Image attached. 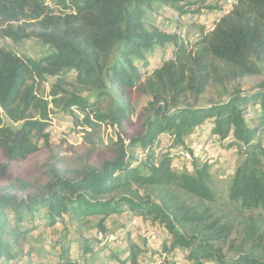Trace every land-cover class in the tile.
<instances>
[{
  "label": "trees",
  "instance_id": "obj_1",
  "mask_svg": "<svg viewBox=\"0 0 264 264\" xmlns=\"http://www.w3.org/2000/svg\"><path fill=\"white\" fill-rule=\"evenodd\" d=\"M161 2L82 0L70 6V13L56 15L32 0H0V38L37 39L57 52L42 67L0 49V152L6 160L0 164V176L7 185L0 188V264L15 258L11 242L17 232L12 235L10 231L8 211L18 223L26 218L37 220L44 212L52 226L66 215L76 220L100 217L98 226L104 229L106 220L124 208L163 226L174 246L188 251L193 264H264V219L245 217L242 211L233 217L229 211L206 203L195 190L205 189L204 183L209 182L204 167L194 170V178L180 183L169 178L165 166L152 168L149 176L131 174L122 182L117 174L128 164L120 139L113 157L100 158L96 165L81 158L75 169H63L64 162L58 160L42 188H30L19 178L11 181L8 174L12 164L41 149L40 141L49 144L50 104L63 109L73 106L62 90L60 75L86 58L104 78L93 77L84 90L104 96L108 87L122 106L114 114H93V119L87 117L78 125L95 134L107 120L123 134L135 115L134 97L148 96L157 106L156 117L142 125L141 133L129 140L131 145H161L165 133L181 140L205 122H211L212 135L219 140L231 131L243 140L244 160L231 181L229 200L241 210H264V151L259 141L255 143L258 130L249 129L246 119L252 101L259 100L264 107V93L237 96L229 103L208 107L186 105L169 116L162 107L190 98L196 101L210 85L223 88L248 77H264V0H238L214 32L200 35L194 51L176 45L174 60L164 62L149 76L148 67L142 71L140 65L155 45L162 47L167 39L152 21L164 6ZM16 24L21 34L11 30ZM45 72L57 78L51 101L41 97V87L35 81ZM260 87L264 89V80ZM169 165L171 168L170 157ZM29 189L32 194L19 197Z\"/></svg>",
  "mask_w": 264,
  "mask_h": 264
},
{
  "label": "rangeland",
  "instance_id": "obj_2",
  "mask_svg": "<svg viewBox=\"0 0 264 264\" xmlns=\"http://www.w3.org/2000/svg\"><path fill=\"white\" fill-rule=\"evenodd\" d=\"M32 1L42 4L49 12L59 15L70 13V6L82 0ZM237 2L238 0H162L161 4L164 6L158 10L162 11L157 16H153L152 21L157 22L160 32H164L167 39L162 47L155 45L156 49L153 48L147 53V59L140 65L142 71H145L147 67L149 70L151 65L170 58L169 56L175 53V46L178 44H182L190 51L196 48L200 35L207 25L195 22V24H189L184 19L176 20V16L180 15L179 18H181L188 12L195 16V14L206 11V18H201V22L207 19L205 24H208L211 19L217 17L218 11L227 14ZM10 27L13 32L21 34L18 31V24ZM2 28L9 29L7 26ZM0 49H7L28 60L33 66L42 65V67L47 66L49 57L57 54L56 50L42 45L37 39L0 38ZM134 62L137 63V61ZM60 76L64 79L62 90L67 93L73 106L63 109L55 108L50 104L49 108L52 113L47 130L49 144L45 145L40 141L41 149L36 154L12 164L8 171L11 181L19 178L31 186L30 188L33 186L42 188L48 183L49 172L52 167L56 166L58 160L64 162L61 165L63 169L66 167L75 169L76 163L81 158L90 159V163L96 165L100 158H112L113 152L116 151L118 145H121L120 139H122L126 147L128 164L117 174V178L122 182L127 180L131 174L149 176L152 168L165 166L169 178L180 183L185 179L194 178L197 168L204 167L210 176L209 182L204 183L205 189L196 188L195 190L202 199H205L206 203L229 211L233 217L242 211L245 217L264 219V210H241L240 206L232 204L228 197L233 176L244 160V143L240 137L234 136L230 131L225 135L226 139L216 141L218 137L212 135L213 125L211 122H205L191 135L184 136L181 140L171 133H165L160 137L161 145H131L129 140L141 133L142 125L156 117L157 106L148 96L134 97L135 115L132 117V123L125 127L123 134L119 127L107 120L95 134L88 133L89 128H84L77 122L81 123L87 117L93 119V114L106 117L114 114L122 106V102L109 93L108 87H105L103 91L104 96H99L91 90H84L86 82L92 80L93 77L100 80L104 78V74L99 71L98 67L86 58L78 62L77 68L66 69ZM263 80L264 77L256 76L238 80L223 88L210 85L196 101L190 98L187 102H179L169 107L162 105V107L166 108L164 113L169 116L186 105L208 107L229 103L237 96L264 93V89L260 87ZM35 81L41 87V97L51 101L57 78L45 72L42 79L35 78ZM249 109L253 115L250 120H247L248 127L258 130L259 136L255 143L259 141L264 151V107L259 100H254L247 107V110ZM7 125L12 126L10 122H7ZM198 128L206 132L199 138L196 137ZM230 128L232 130V127ZM194 134L195 137H190ZM192 139L195 143L200 139L204 140L197 148H193V154L201 152L208 146H211L212 151L203 153L206 156L203 157L202 162L194 163L186 168L174 167L175 159H171L170 168L169 157L177 152L178 147H184L186 150L192 148ZM215 144L217 151L213 158ZM5 162L0 152V164ZM184 164H192V161H187L184 157ZM3 186L7 185L0 176V188ZM32 192V189H29L26 193H19V197L26 198ZM7 215L12 235L17 232L16 239L12 237L16 243L11 242V250L15 258L9 264H193L188 251L174 246L171 236L163 226L154 223L150 217L143 219L135 216L127 208H124L123 212L117 216L109 217L110 220L104 229L98 226L100 217L76 220L71 215H66L61 222L52 226L48 223L44 212L37 220L31 221L26 218L22 223L14 219L12 212L8 211ZM204 264L214 263L204 262Z\"/></svg>",
  "mask_w": 264,
  "mask_h": 264
},
{
  "label": "built area",
  "instance_id": "obj_3",
  "mask_svg": "<svg viewBox=\"0 0 264 264\" xmlns=\"http://www.w3.org/2000/svg\"><path fill=\"white\" fill-rule=\"evenodd\" d=\"M222 12L223 11H218L217 17H215L214 19H211V27L215 26L216 22L220 19ZM188 15H193V14L188 12ZM201 18H206V11H203V13L198 14V15L195 14V23H197V24L200 23ZM197 132H203V130L201 129V130H198ZM216 141H219V138H216ZM203 143H208V142H203ZM193 148H195V146L192 148H189L187 150L184 147H178L177 152L174 153V155L170 156V159H175V166L174 167L186 168L189 165H194V163L202 162L203 157H205L206 155H201V158H193ZM215 151H217L216 144H215V146H213V154H212L213 158L216 155ZM218 151H220V150L218 149ZM185 156H192V164H184V157ZM184 165H186V166H184Z\"/></svg>",
  "mask_w": 264,
  "mask_h": 264
},
{
  "label": "bare ground",
  "instance_id": "obj_4",
  "mask_svg": "<svg viewBox=\"0 0 264 264\" xmlns=\"http://www.w3.org/2000/svg\"><path fill=\"white\" fill-rule=\"evenodd\" d=\"M162 11V10H161ZM184 13V12H183ZM213 14V13H212ZM225 14H222L221 16H220V19L216 22V24H215V26L214 27H211V22H209L208 24H205V22L207 21V19H205L203 22H201V20H200V23H202L203 25H207V28L205 29V33L203 32L202 34L203 35H209L211 32H214V30H215V28H217L216 26H217V24L220 22V20L223 18V16H224ZM180 17V15L179 16H176L175 17V19L177 20V19H184V21L186 22V21H188L189 22V24H192V23H194L195 22V16L194 15H188V14H186L185 13V15H183V16H181V18H179ZM176 23V22H175ZM195 24V23H194ZM201 27V26H200ZM199 29V28H198ZM164 33V32H163ZM170 58H168L167 60L165 59V60H163V61H161V62H157L156 64H154V65H151L150 67H149V76L150 75H152L156 70H158V69H160L161 67H162V65H163V63L164 62H166V61H169V60H171L172 58H173V54L171 55V56H169ZM172 60H174V59H172ZM253 113H254V111H253ZM253 114H252V111L249 109L248 110V112L246 113V119L247 120H250L251 119V116H252ZM212 150H211V146H208L206 149H204V150H202L201 152H197V153H194L193 154V158H200L201 157V155H203V153L204 152H206V153H210ZM185 158L187 159V161H192V156L191 157H189V156H185ZM123 234V233H122ZM110 236V235H109ZM108 237V236H107ZM90 248V247H89ZM84 254V253H83ZM86 254V253H85Z\"/></svg>",
  "mask_w": 264,
  "mask_h": 264
},
{
  "label": "crops",
  "instance_id": "obj_5",
  "mask_svg": "<svg viewBox=\"0 0 264 264\" xmlns=\"http://www.w3.org/2000/svg\"><path fill=\"white\" fill-rule=\"evenodd\" d=\"M198 130H201L200 128H198ZM206 134V132H197V138H199V137H201V136H204ZM190 137H195V134L194 135H192V136H190ZM196 139V138H195ZM209 139H210V137H209ZM211 139H212V137H211ZM203 140V139H202ZM202 140L200 139V140H198V141H196V143H195V140L193 141V139H192V141L193 142H191V147H194L195 146V148H197L199 145H200V142H202ZM204 141V140H203ZM114 216H117V215H113L112 217H114ZM110 219H108V220H106V225H107V223H108V221H109Z\"/></svg>",
  "mask_w": 264,
  "mask_h": 264
}]
</instances>
